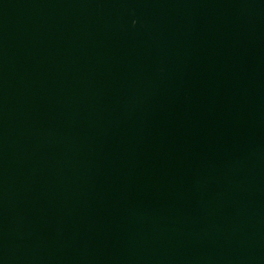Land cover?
I'll return each mask as SVG.
<instances>
[{
  "label": "water",
  "instance_id": "1",
  "mask_svg": "<svg viewBox=\"0 0 264 264\" xmlns=\"http://www.w3.org/2000/svg\"><path fill=\"white\" fill-rule=\"evenodd\" d=\"M0 264H264V0H0Z\"/></svg>",
  "mask_w": 264,
  "mask_h": 264
}]
</instances>
